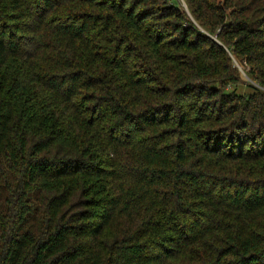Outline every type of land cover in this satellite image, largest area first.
Instances as JSON below:
<instances>
[{
    "label": "trees",
    "instance_id": "trees-1",
    "mask_svg": "<svg viewBox=\"0 0 264 264\" xmlns=\"http://www.w3.org/2000/svg\"><path fill=\"white\" fill-rule=\"evenodd\" d=\"M183 2L0 0V264H264V0Z\"/></svg>",
    "mask_w": 264,
    "mask_h": 264
},
{
    "label": "rangeland",
    "instance_id": "rangeland-1",
    "mask_svg": "<svg viewBox=\"0 0 264 264\" xmlns=\"http://www.w3.org/2000/svg\"><path fill=\"white\" fill-rule=\"evenodd\" d=\"M180 1H181V3H182V4H184L183 0H180ZM235 65H236V66H238V67H239V68H238V69H239V71H240V72H242V70H241L242 68H240V66H239V65H237V63H235ZM242 74H243V72H242ZM237 90H238V91H241V90H242V87H241V86H239V87L237 88Z\"/></svg>",
    "mask_w": 264,
    "mask_h": 264
}]
</instances>
